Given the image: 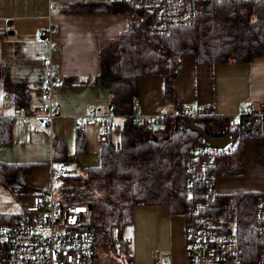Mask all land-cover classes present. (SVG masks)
<instances>
[{"label": "trees", "instance_id": "1", "mask_svg": "<svg viewBox=\"0 0 264 264\" xmlns=\"http://www.w3.org/2000/svg\"><path fill=\"white\" fill-rule=\"evenodd\" d=\"M77 12L127 16L126 30L99 49L98 73L91 82L105 89L108 113L121 122L113 124L110 134L115 133L117 138L112 141L109 136L108 143L100 148L99 165L93 168L75 165L77 156L84 151L82 132L75 130L72 155L66 154L61 140L52 139L51 159L64 169L56 182L58 205L86 206V226L93 244L109 245L115 238L118 251L125 253L121 233L131 222L133 206L165 205L185 226L190 203L205 200L202 194L213 191L211 198L205 200L208 201L205 213L219 215L234 227L241 258L254 264L262 250L254 201L262 192L217 194L214 188L217 177H233L243 172L247 141L264 140V102L240 108L246 110L252 106L253 112L233 121L212 114L208 105L183 104L180 107L173 93V82L184 57L192 58L197 67L247 64L254 58L264 57V2L200 3L192 25L171 27L169 34L159 36L147 34L151 14L135 11L133 16L127 0L83 4ZM153 76L163 79V96L175 112H158L153 120L140 119L132 123L131 118L137 111L138 79ZM0 80L5 89L14 94V107L28 114L30 90L27 86L9 78L1 68ZM185 106L197 108L200 113L194 116ZM11 123L12 118L0 117L1 144L11 141ZM152 123L156 127H152ZM194 129L201 130L207 137L230 138V150L215 153L212 167L199 164L201 157L195 150L209 147ZM34 165L0 162V186L17 199L25 194L29 197L32 192L26 177ZM71 165L76 167L70 173L67 167ZM187 183L191 185L189 195L185 192ZM18 215H10L9 222ZM2 220L0 223H9ZM2 253L0 246V259ZM126 255V264H131L130 256Z\"/></svg>", "mask_w": 264, "mask_h": 264}, {"label": "crops", "instance_id": "2", "mask_svg": "<svg viewBox=\"0 0 264 264\" xmlns=\"http://www.w3.org/2000/svg\"><path fill=\"white\" fill-rule=\"evenodd\" d=\"M103 2L0 0V68L30 90L27 114L14 107V94L8 92L0 80V117L12 118L11 141L0 143V162L36 164L26 177L31 192L46 183L50 166L60 168L51 159L52 139L61 140L66 154L72 155L74 119L89 107L109 112L107 92L91 82L98 73L99 49L126 30L128 19L123 13L77 12L80 5ZM51 46L54 48L51 60L56 67L52 96L57 112L45 124L36 110L45 103L37 90L47 76L38 54L47 53ZM163 86L161 77L139 78L134 115L148 122L155 119L158 112L172 113L175 108L164 98ZM173 93L180 107L183 104L208 105L212 114L234 121L241 107L264 102V57L254 58L247 64L227 63L214 67H197L192 58L184 57L173 82ZM116 119L114 123L119 124L121 119L119 123ZM98 129L96 123L86 125L82 133L84 151L77 156L76 166L86 169L99 165ZM244 155L240 175L216 178L217 194L264 192V140L247 141ZM75 165L70 168L75 169ZM127 225L130 230L125 231L123 227L121 240L129 247L131 263L151 264L154 255L162 253L170 257V260L164 258L163 263L186 264L184 222L172 216L167 206L135 205Z\"/></svg>", "mask_w": 264, "mask_h": 264}, {"label": "built area", "instance_id": "3", "mask_svg": "<svg viewBox=\"0 0 264 264\" xmlns=\"http://www.w3.org/2000/svg\"><path fill=\"white\" fill-rule=\"evenodd\" d=\"M235 1L264 2V0H127L133 16L135 11H146L151 14V22L147 27V34L150 36L167 35L171 27L192 25L200 3ZM154 13H157L155 22ZM52 50L53 46L49 47L47 53L38 54L40 64L46 68L47 77L37 90L45 103L36 110L41 122L45 124L49 123L57 112L52 97V89L56 86L53 80L56 68L50 55ZM185 109L190 108L185 106ZM190 110L194 116L200 113L197 108ZM252 112V106H248L246 110L238 109L237 117ZM161 115L159 113V116ZM140 119V116H132L131 121L138 123ZM92 123L99 124L98 146L106 145L114 124V116L97 107H90L74 119V129L83 133L86 125ZM245 125L248 126V123ZM151 126L156 127V124L152 123ZM232 126L236 127L234 123ZM229 146L231 141L222 150L228 152ZM222 150L209 148L197 149L195 152L201 157L200 165L212 167L215 153ZM63 173L64 169L50 166L46 183L39 192L31 193L17 219L9 223H0V246L3 248L0 264H94L93 238L86 226L88 208L84 205H58L54 184ZM185 192L188 195L191 193L190 183L186 184ZM213 193L206 191L202 196L207 200ZM205 200H195L188 208L189 219L184 226L186 264H249L241 258L234 227L219 215L206 214L208 201ZM254 204L256 230L262 244V250L254 264H264V192L256 196Z\"/></svg>", "mask_w": 264, "mask_h": 264}, {"label": "rangeland", "instance_id": "4", "mask_svg": "<svg viewBox=\"0 0 264 264\" xmlns=\"http://www.w3.org/2000/svg\"><path fill=\"white\" fill-rule=\"evenodd\" d=\"M154 22L157 20L156 15L157 13H154ZM262 83V82H260ZM91 106H97V105H91ZM245 107V106H243ZM241 107V108H243ZM237 117V116H236ZM236 117H233V119L236 120ZM234 120V121H235ZM119 123L120 119L117 118L115 120ZM117 138V135L115 133H112V141H115ZM54 168H58L54 166ZM68 172H74L75 169H72L70 167H67ZM57 184V183H55ZM54 184V190H56V185ZM28 194H25L24 196H20L18 199L14 197L10 191L0 186V215H6V217H0L1 222H9L10 221V215L14 216L17 214H20L22 212V206L27 202ZM125 231H129L130 228L128 225H125L124 227ZM128 234V232H127ZM125 236V234H124ZM114 238V237H113ZM112 244H99V245H93L92 253H93V263L94 264H126L127 257L126 254H129V247L126 246L125 253L118 251V243L116 242V239H113ZM167 258L170 260V257L167 254L159 253L154 255V259H152L151 264H170L163 263V259Z\"/></svg>", "mask_w": 264, "mask_h": 264}, {"label": "water", "instance_id": "5", "mask_svg": "<svg viewBox=\"0 0 264 264\" xmlns=\"http://www.w3.org/2000/svg\"><path fill=\"white\" fill-rule=\"evenodd\" d=\"M194 130L198 133L204 143L212 150H222L230 144V138L228 136H224L221 138H211L207 137L201 130ZM66 166L67 165H65V167Z\"/></svg>", "mask_w": 264, "mask_h": 264}]
</instances>
